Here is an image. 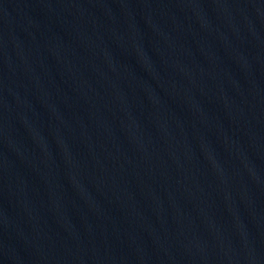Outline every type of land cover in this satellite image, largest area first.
I'll use <instances>...</instances> for the list:
<instances>
[{"label": "water", "instance_id": "95a60500", "mask_svg": "<svg viewBox=\"0 0 264 264\" xmlns=\"http://www.w3.org/2000/svg\"><path fill=\"white\" fill-rule=\"evenodd\" d=\"M0 264H264V0H0Z\"/></svg>", "mask_w": 264, "mask_h": 264}]
</instances>
